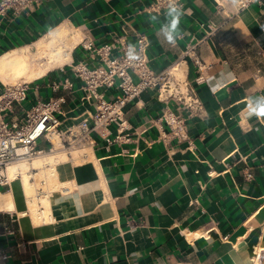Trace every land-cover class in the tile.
<instances>
[{
    "label": "crops",
    "instance_id": "1",
    "mask_svg": "<svg viewBox=\"0 0 264 264\" xmlns=\"http://www.w3.org/2000/svg\"><path fill=\"white\" fill-rule=\"evenodd\" d=\"M154 3L40 0L0 21V58L38 54V44L59 30L66 32L60 46L77 41L69 62L27 83V100L7 114L10 122L38 102L63 98L59 129L78 125L95 110L83 101L73 67L98 66L83 43H133L137 34L149 39L154 71L183 59L201 104L187 110L148 90L126 108L128 142L116 141L114 124L92 132L95 144L85 149L40 140L47 154L25 174L11 165L12 181L0 187V254L7 256L0 264H264V253L255 258L264 251V115L250 114L264 97V0L232 18L230 6L222 12L214 0H184L175 45L161 31L171 10ZM191 48L201 72L186 55ZM6 85L0 81V93ZM116 94L105 90L108 99ZM168 108L186 120L187 140L171 137L160 120ZM40 189L48 194L41 201Z\"/></svg>",
    "mask_w": 264,
    "mask_h": 264
},
{
    "label": "built area",
    "instance_id": "2",
    "mask_svg": "<svg viewBox=\"0 0 264 264\" xmlns=\"http://www.w3.org/2000/svg\"><path fill=\"white\" fill-rule=\"evenodd\" d=\"M219 11L225 12L226 7L232 10L229 16L236 17L251 5L262 0H214ZM184 0H155L158 9L171 10L182 8ZM40 0H0V21L11 16L18 18L23 13L31 11ZM150 42L145 34H137L136 40L129 43L123 38L115 39L109 44L97 46L92 41L83 43L88 56L98 61V66L79 63L73 67L74 76L82 83L83 101L94 107V112L83 119L78 125L67 132L59 129L61 121L57 114L62 112L63 98L51 99L48 102H38L24 112L23 117L16 122L7 120V114L16 106H22L27 100V83L6 85L0 93V187L8 186L12 178L8 168L17 163H29L39 156L47 154L38 148V142L45 140L54 148V141L66 150L85 149L95 144L91 133L108 128L114 124L119 133L116 141L128 142L129 135H124L129 129L126 120V108L148 90H156L159 99L168 102L176 100L187 110L199 111L200 101L190 88L181 67L182 60L161 72L154 71L149 64L147 50ZM194 64L202 71L200 57L191 48L186 52ZM201 74L197 82H203ZM66 89L73 87L70 81L62 85ZM60 85H54L57 90ZM114 89L117 94L108 99L105 90ZM170 130L169 135L178 140H187L186 120L167 109L160 119ZM90 121L92 124H90ZM52 149L49 150L51 152ZM253 175L246 174L251 180ZM45 190H38L36 198L44 200ZM42 204V203H40ZM43 213V208L40 207ZM8 231V230H7ZM264 251L259 249L255 258L262 261ZM7 256L0 254V259Z\"/></svg>",
    "mask_w": 264,
    "mask_h": 264
},
{
    "label": "bare ground",
    "instance_id": "3",
    "mask_svg": "<svg viewBox=\"0 0 264 264\" xmlns=\"http://www.w3.org/2000/svg\"><path fill=\"white\" fill-rule=\"evenodd\" d=\"M65 34L66 32L63 30H59L38 44V50L36 52H39L40 55L42 54L41 56L39 55V58L45 59L46 61L44 63H36V57H31V60L29 58L30 54H27L24 50L16 51L0 58V81L6 84H11V81H17L18 79L31 82L42 77L51 69L63 66L69 62L71 60L70 51L77 44V41L74 40L72 43L68 42V45L60 46L59 42L62 41L61 39L64 38ZM55 144L58 145L57 142ZM27 168L28 164L24 162L11 167L14 172L20 171L23 174L26 173ZM24 177L27 176L25 175ZM28 179H30L29 176ZM25 181L27 182V180ZM28 185L29 183L27 182V186Z\"/></svg>",
    "mask_w": 264,
    "mask_h": 264
},
{
    "label": "clouds",
    "instance_id": "4",
    "mask_svg": "<svg viewBox=\"0 0 264 264\" xmlns=\"http://www.w3.org/2000/svg\"><path fill=\"white\" fill-rule=\"evenodd\" d=\"M169 15L172 17L170 22L164 25L161 29L166 41L169 44L175 45L178 38H180L179 33V23H180V12L176 7H173L169 12ZM257 116L264 115V97H261L255 102V106L251 107V113Z\"/></svg>",
    "mask_w": 264,
    "mask_h": 264
},
{
    "label": "rangeland",
    "instance_id": "5",
    "mask_svg": "<svg viewBox=\"0 0 264 264\" xmlns=\"http://www.w3.org/2000/svg\"><path fill=\"white\" fill-rule=\"evenodd\" d=\"M36 55H37L38 57H37ZM39 55H40L39 53H38V54L33 53V54L29 55V56H30L29 58L32 60L33 57H36V59H37V62H36V63H44L46 60H45V59H40L39 57H40L42 54H41L40 56H39ZM31 57H32V58H31ZM41 61H42V62H41ZM11 82H12V83H11L10 85L19 84V83H24V82H25V83H29V81H26V80H24V79H21V80L18 79L17 81H16V80H13V81H11ZM7 85H8V84H7ZM17 164H18V163H17ZM27 164H28V163H27ZM258 261H259V260H258Z\"/></svg>",
    "mask_w": 264,
    "mask_h": 264
}]
</instances>
